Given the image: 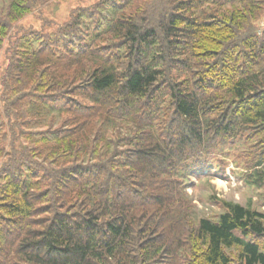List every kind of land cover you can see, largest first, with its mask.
Here are the masks:
<instances>
[{
  "label": "trees",
  "instance_id": "1",
  "mask_svg": "<svg viewBox=\"0 0 264 264\" xmlns=\"http://www.w3.org/2000/svg\"><path fill=\"white\" fill-rule=\"evenodd\" d=\"M8 1L0 264H264V212L187 191L237 146L264 181V0H101L16 33L39 0Z\"/></svg>",
  "mask_w": 264,
  "mask_h": 264
},
{
  "label": "rangeland",
  "instance_id": "2",
  "mask_svg": "<svg viewBox=\"0 0 264 264\" xmlns=\"http://www.w3.org/2000/svg\"><path fill=\"white\" fill-rule=\"evenodd\" d=\"M99 1L101 0H39L36 7H33L28 14L14 23L13 32L39 29L55 30L59 24H63L70 18L74 10L90 7ZM149 1L137 0L135 6L130 9L136 10ZM8 2V0H0L2 6L3 3ZM263 17L257 20V27L262 25ZM12 39L13 42L6 40L5 50L15 43V38ZM0 63V73H3L7 67V58L5 56L0 57ZM244 148L255 150L254 154L257 152L261 154L263 150L262 146H237L236 150L225 156L224 162L227 165L225 172L222 173L213 168L209 171L196 173L191 178L187 185V191L197 214L202 217L217 218L223 211L222 201L238 202L242 205L251 206L256 211L264 212V181L259 185L258 183L251 184L247 183L245 176L243 177L242 168L247 165L244 161L248 155ZM214 164L219 166V163ZM250 165L252 167L253 164L250 163ZM234 171L235 173H233ZM261 241H264V238Z\"/></svg>",
  "mask_w": 264,
  "mask_h": 264
},
{
  "label": "built area",
  "instance_id": "3",
  "mask_svg": "<svg viewBox=\"0 0 264 264\" xmlns=\"http://www.w3.org/2000/svg\"><path fill=\"white\" fill-rule=\"evenodd\" d=\"M262 25L264 26V19H263Z\"/></svg>",
  "mask_w": 264,
  "mask_h": 264
}]
</instances>
